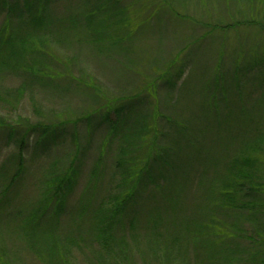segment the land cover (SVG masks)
I'll list each match as a JSON object with an SVG mask.
<instances>
[{"label": "rangeland", "instance_id": "obj_1", "mask_svg": "<svg viewBox=\"0 0 264 264\" xmlns=\"http://www.w3.org/2000/svg\"><path fill=\"white\" fill-rule=\"evenodd\" d=\"M0 264H264V0H0Z\"/></svg>", "mask_w": 264, "mask_h": 264}, {"label": "trees", "instance_id": "obj_2", "mask_svg": "<svg viewBox=\"0 0 264 264\" xmlns=\"http://www.w3.org/2000/svg\"><path fill=\"white\" fill-rule=\"evenodd\" d=\"M17 4L18 3H16V5ZM131 122H129V121L127 122V120H125L124 116H123V118H121L120 116H118L117 119H116V121L113 122L114 123L113 124V129H116V131H119L123 127L133 128L132 127L133 126V123H132V125H128ZM123 162H127V161H120L119 162L120 167H122ZM122 168H124V167H122ZM71 174L72 173H70V172L68 173V172L65 171L62 174L58 175V177H60V179H64L68 175V177H66V179L67 180H71L72 179V175ZM133 198H135V194L134 193H132V192L127 193L125 196H123L121 198V200H122L121 202H122L123 205L121 207H116L115 206L114 207V211H119V213L121 214L123 212L124 207L127 205V203L131 202L130 200L133 199ZM63 201L64 200L61 199L59 202H56V203H59L58 206H60ZM118 216H120V215H118Z\"/></svg>", "mask_w": 264, "mask_h": 264}]
</instances>
